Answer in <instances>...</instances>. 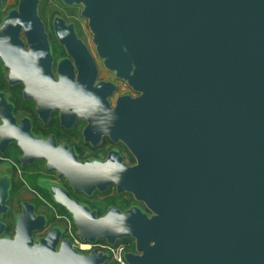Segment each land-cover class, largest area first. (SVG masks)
<instances>
[{"label": "water", "instance_id": "water-1", "mask_svg": "<svg viewBox=\"0 0 264 264\" xmlns=\"http://www.w3.org/2000/svg\"><path fill=\"white\" fill-rule=\"evenodd\" d=\"M18 1V10L2 24H38L43 83L62 85L60 64L58 81L50 71L53 58L40 0ZM60 1L81 7L103 66L138 95L119 97L110 107L116 87L101 83L97 88L106 90L96 93L97 69L83 48L91 89L75 90L80 93L75 99L91 109L78 114L89 122L85 138L101 129L121 141L137 165L127 166L117 151L103 161L81 162L52 139L38 141L37 148L41 142L42 151L54 155L29 157V163L46 161L47 173L64 178L74 193L92 196L115 187L136 201L126 210L109 207L98 215L66 188L46 184L54 203L71 217L76 237L109 246L132 240L128 264H264V0ZM52 24L77 61L72 42L61 32L68 28L78 43L73 26L59 15ZM65 115L62 111L64 121ZM11 141L21 145L11 138L0 147ZM21 161L25 166L24 156ZM10 190V177L0 175V264L109 260L98 250L79 253L68 239L61 240L57 227L36 242L34 234L48 220L28 203L16 216L14 237H4Z\"/></svg>", "mask_w": 264, "mask_h": 264}, {"label": "flooded vegetation", "instance_id": "flooded-vegetation-1", "mask_svg": "<svg viewBox=\"0 0 264 264\" xmlns=\"http://www.w3.org/2000/svg\"><path fill=\"white\" fill-rule=\"evenodd\" d=\"M12 1L11 6H7L6 0H1L0 6V141L6 142L11 138H16L21 141V145L16 141H11L7 147L6 144L2 148L0 147L1 150H4V153L0 150V165L9 162L17 172H0V175H8L11 180V190L7 202L8 211L3 216V223L7 225L3 236L14 237L16 216L21 214L22 204L28 203L34 206L36 215L45 216L48 220L45 229L34 234L36 242L40 238H44L49 230L57 227L63 233L61 240L68 239L72 247L77 250L66 230V224L70 222L76 237L75 225L65 209L54 203L46 189V184L60 185L66 188L74 200L96 210L98 215L104 214L109 207L126 210L137 204L136 201L131 195H119L115 187H111L105 194L94 193L92 196L74 193L64 178L57 177L55 173H47L46 161L36 159L33 163H29V157L54 155L51 150L43 152L41 149L42 141L52 139L57 147L64 145L68 149H72L77 160L81 162L86 160L103 161L111 152L117 151L127 166L137 165L125 145L121 141H112L101 129L96 128V131H89L88 137L85 138L89 122L78 114L89 113L91 109L85 108L87 106L85 103L86 106L83 105L81 108V104L75 99V97H80V93L75 94V90L86 89L89 91L91 89L89 85L90 63L84 58L83 48L88 51L97 69V77L94 81L96 93H99L100 96V92L106 90L104 86H102L103 89L97 88L101 83H113L116 87L109 98L110 107H116L119 97L128 95L131 98H136L138 95L128 87L123 89L121 87L123 82L115 79L113 74L105 71V76L108 77L102 76L98 64V60L101 61V59L97 53V57L94 56L88 43L90 34L88 24L84 25L85 28L80 27V24H66L73 26L75 39L78 43L74 41L73 37H70L68 28L61 30L63 40L72 42L77 61L68 55L65 46L57 38L54 24H44L53 58L50 68L52 77L58 81L59 64L64 76L62 85L50 84L48 79L44 84L43 61L38 60V24H33L34 28H29L30 24H7V26L2 24L12 10H18L19 1ZM27 33L31 36H27ZM6 34L8 35L5 36ZM79 73L82 74L80 79L78 78ZM59 89L66 90L67 93L56 92ZM59 97L66 98L59 101ZM62 111L66 114L65 121L61 117ZM98 113L99 116L103 113L101 108ZM38 141L41 142L37 148ZM23 156L25 157V166L21 161ZM16 179L20 181L19 189L15 185ZM24 188L31 193L33 198L19 203L20 211L14 214L13 225H11L6 222V219L11 215L10 204L15 197L22 193ZM41 205L45 207L47 213L38 211ZM139 205L142 207L141 204ZM124 241L132 242L130 252H134V242L132 240ZM109 260L105 264H110Z\"/></svg>", "mask_w": 264, "mask_h": 264}, {"label": "rangeland", "instance_id": "rangeland-1", "mask_svg": "<svg viewBox=\"0 0 264 264\" xmlns=\"http://www.w3.org/2000/svg\"><path fill=\"white\" fill-rule=\"evenodd\" d=\"M6 2H7V4H6L7 6H11V4L13 3L12 0H6ZM80 13H81V7L68 8V7L63 6L60 0H40L39 14H40V17L44 21L45 24H52L53 18L55 16L59 15L68 24H70V23L80 24V27L85 28L84 25L87 24V21L80 17ZM88 43L90 45V49H91L92 53L94 54L95 57H97L96 52H95V46L92 42L91 33L88 36ZM97 59H99V58H97ZM98 64H99V67L101 69L102 76L104 78L108 77V76H105L104 72L105 71L109 72V71H107L105 69V67L103 66L101 61L98 60ZM110 74H112V73H110ZM4 163L5 164L0 165V172H11L12 171L13 173H17L16 169H14L11 166V163H9V162H4ZM15 176H16V174H15ZM15 185L17 186L18 189L21 187L20 181L18 179H16ZM31 198H33L31 193L29 191H26V189L24 188L22 190V193L18 197H15L13 199V201L11 202V204H10L11 215L6 219V222L13 225V216L15 213H18L20 211L19 203L21 201L30 200ZM38 211L47 213V210L42 205L39 207Z\"/></svg>", "mask_w": 264, "mask_h": 264}, {"label": "built area", "instance_id": "built-area-1", "mask_svg": "<svg viewBox=\"0 0 264 264\" xmlns=\"http://www.w3.org/2000/svg\"><path fill=\"white\" fill-rule=\"evenodd\" d=\"M123 89H126L128 86L125 83L121 84ZM71 223L67 222L66 230L69 235V238L72 240L74 247L82 253H90L94 250L98 252L107 253L109 255L110 264H128L125 260V255L129 253L132 249V242L122 241L117 243L115 246H109L106 243L98 242L96 244L82 242L78 240L73 233L71 228Z\"/></svg>", "mask_w": 264, "mask_h": 264}]
</instances>
